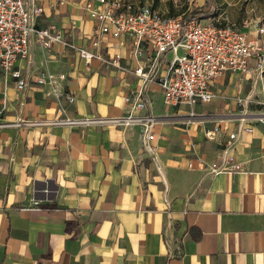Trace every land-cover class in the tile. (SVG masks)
Listing matches in <instances>:
<instances>
[{
	"label": "crops",
	"instance_id": "crops-1",
	"mask_svg": "<svg viewBox=\"0 0 264 264\" xmlns=\"http://www.w3.org/2000/svg\"><path fill=\"white\" fill-rule=\"evenodd\" d=\"M34 1L38 27L55 26L91 49L96 24L87 0ZM259 21L264 16L252 23ZM98 39L106 58L119 54L127 69L143 64L145 50L134 55L130 39ZM15 68L26 86L17 90L0 70V124L63 118L60 106L72 118L121 117L124 96L139 84L131 73L86 65L72 50L41 48L33 38ZM42 71L57 78L54 90L35 82ZM234 75L253 78L227 73L214 94ZM148 99L137 113L157 118L149 137L140 126H0V264H264V118L224 116L228 106L219 102L168 108L157 84ZM191 111L197 117L184 129ZM216 125V139L207 140ZM228 143L238 174L187 167L197 155L217 161Z\"/></svg>",
	"mask_w": 264,
	"mask_h": 264
},
{
	"label": "built area",
	"instance_id": "built-area-1",
	"mask_svg": "<svg viewBox=\"0 0 264 264\" xmlns=\"http://www.w3.org/2000/svg\"><path fill=\"white\" fill-rule=\"evenodd\" d=\"M0 0V70L6 79L15 81L17 90H23L26 80L15 68L18 59L26 58L30 39L33 38L41 48L53 44L72 50L86 65L97 60L122 72L131 73L138 80V86L124 96L127 106L125 115L117 118H72L68 117L60 106L64 117L52 121L19 120L0 126H140L143 135L149 137L157 122L150 113L139 115L137 112L148 106V91L151 84H157L163 104L168 107L210 104L215 94L213 83L227 73L242 76H264V22H253L251 29L241 30L229 24H213L200 20L199 16L166 17L150 6L131 8L125 0H87L84 9L88 17L96 24L95 34L90 39L91 49L79 46L64 39L55 26L40 28L36 18L42 8L32 0ZM196 0H188L189 9ZM99 36L111 39L128 38L132 41L137 56L145 50L142 65L127 69L121 64V56L115 54L106 58L98 51ZM170 53V58L166 55ZM63 79V75L59 76ZM57 78L46 71L36 75L35 82L49 85L54 90ZM60 95H56L59 100ZM67 103L74 101V96L63 95ZM197 117L189 112L183 120L184 129L193 124ZM220 126H214L204 132L207 140H215ZM250 132L251 128H244ZM229 140L236 139L234 133L228 134ZM194 149L195 144L191 143ZM197 165L209 175L238 174L241 164L233 154L230 143L220 151L217 161L208 162L197 155L187 167ZM38 201L34 200L33 205Z\"/></svg>",
	"mask_w": 264,
	"mask_h": 264
},
{
	"label": "rangeland",
	"instance_id": "rangeland-1",
	"mask_svg": "<svg viewBox=\"0 0 264 264\" xmlns=\"http://www.w3.org/2000/svg\"><path fill=\"white\" fill-rule=\"evenodd\" d=\"M125 3L131 8L150 6L166 17L174 13L187 17L200 11L196 16L202 21L226 23L237 29L248 28L256 18L264 16V0H196L190 9L188 0H125ZM221 85L223 89L216 92L213 102L204 104L207 108L219 102L221 106H228L223 109L224 116L264 118V76L246 79L234 75L231 80L224 79ZM208 112L211 111H203L205 116L210 114Z\"/></svg>",
	"mask_w": 264,
	"mask_h": 264
},
{
	"label": "trees",
	"instance_id": "trees-1",
	"mask_svg": "<svg viewBox=\"0 0 264 264\" xmlns=\"http://www.w3.org/2000/svg\"><path fill=\"white\" fill-rule=\"evenodd\" d=\"M158 1V0H157ZM209 2V0H207ZM194 15H200V11H196V12H193ZM176 15H178V13H174V14H171L169 17H176Z\"/></svg>",
	"mask_w": 264,
	"mask_h": 264
}]
</instances>
